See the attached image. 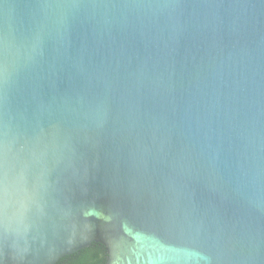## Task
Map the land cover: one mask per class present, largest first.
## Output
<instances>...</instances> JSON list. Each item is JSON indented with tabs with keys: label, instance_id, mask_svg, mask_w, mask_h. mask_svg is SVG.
<instances>
[{
	"label": "water",
	"instance_id": "obj_1",
	"mask_svg": "<svg viewBox=\"0 0 264 264\" xmlns=\"http://www.w3.org/2000/svg\"><path fill=\"white\" fill-rule=\"evenodd\" d=\"M264 264V0H0V264Z\"/></svg>",
	"mask_w": 264,
	"mask_h": 264
},
{
	"label": "trees",
	"instance_id": "obj_2",
	"mask_svg": "<svg viewBox=\"0 0 264 264\" xmlns=\"http://www.w3.org/2000/svg\"><path fill=\"white\" fill-rule=\"evenodd\" d=\"M109 252L100 241H92L77 251L61 257L55 264H108Z\"/></svg>",
	"mask_w": 264,
	"mask_h": 264
}]
</instances>
